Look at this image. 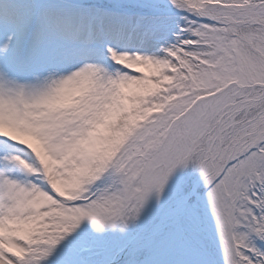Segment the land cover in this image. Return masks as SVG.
I'll list each match as a JSON object with an SVG mask.
<instances>
[{"label": "snow or ice", "instance_id": "obj_1", "mask_svg": "<svg viewBox=\"0 0 264 264\" xmlns=\"http://www.w3.org/2000/svg\"><path fill=\"white\" fill-rule=\"evenodd\" d=\"M0 264H264V0H0Z\"/></svg>", "mask_w": 264, "mask_h": 264}]
</instances>
